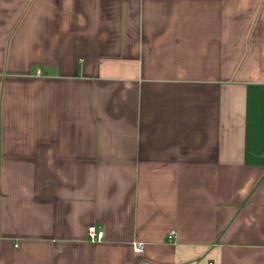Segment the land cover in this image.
Returning <instances> with one entry per match:
<instances>
[{"label": "crops", "instance_id": "0c3cea01", "mask_svg": "<svg viewBox=\"0 0 264 264\" xmlns=\"http://www.w3.org/2000/svg\"><path fill=\"white\" fill-rule=\"evenodd\" d=\"M0 264H264V0H0Z\"/></svg>", "mask_w": 264, "mask_h": 264}, {"label": "built area", "instance_id": "2783aa9c", "mask_svg": "<svg viewBox=\"0 0 264 264\" xmlns=\"http://www.w3.org/2000/svg\"><path fill=\"white\" fill-rule=\"evenodd\" d=\"M88 237L91 243L97 244L103 241L104 239V233L98 232L94 227H91L88 230ZM171 239V238H170ZM134 251L136 254H142L144 251V246L136 244L134 245Z\"/></svg>", "mask_w": 264, "mask_h": 264}]
</instances>
